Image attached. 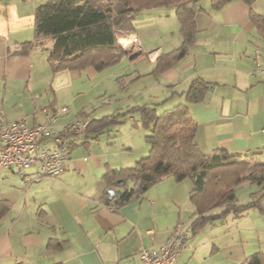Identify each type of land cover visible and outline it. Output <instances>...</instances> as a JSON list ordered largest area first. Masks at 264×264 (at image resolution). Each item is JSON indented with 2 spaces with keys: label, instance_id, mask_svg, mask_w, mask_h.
I'll use <instances>...</instances> for the list:
<instances>
[{
  "label": "crops",
  "instance_id": "1",
  "mask_svg": "<svg viewBox=\"0 0 264 264\" xmlns=\"http://www.w3.org/2000/svg\"><path fill=\"white\" fill-rule=\"evenodd\" d=\"M25 1L0 0V121L33 126L67 108L54 123L57 128L85 117L124 114L121 124L129 118L137 132L121 145L113 126L80 133L72 138L65 170L54 178L26 184L13 168H2L0 200L9 210L0 216V264H140L143 248L158 247L178 226H190V179L166 177L142 197L116 206L109 192L120 185L112 189L104 175L150 152L147 134L137 125L140 114L129 110L188 104L186 94L196 79L208 86L202 101L188 105L202 153L225 150L264 163V78L256 73L264 70V21L255 18L264 17V0H236L220 10L203 1L194 42L161 71H156L160 55L182 45L180 23L171 9L144 10L130 29L115 30L123 57L101 72L91 67L55 72L43 49L52 47L53 39L36 37V7ZM27 42L43 47L23 51ZM108 94L109 102L97 112L101 116L87 115L89 105ZM133 147L140 152L124 153ZM38 170L36 165L28 173ZM262 221L259 211L250 210L190 232L175 264H242L262 248Z\"/></svg>",
  "mask_w": 264,
  "mask_h": 264
},
{
  "label": "trees",
  "instance_id": "2",
  "mask_svg": "<svg viewBox=\"0 0 264 264\" xmlns=\"http://www.w3.org/2000/svg\"><path fill=\"white\" fill-rule=\"evenodd\" d=\"M201 1L47 0L35 10L34 30L36 37L53 39L52 47L43 49H46L55 72L82 71L89 67L101 72L118 64L123 57L115 30L130 29L135 17L144 10L171 9L180 23L182 45L169 54L160 55L156 71H161L182 58L194 42L196 15L204 11ZM233 1L236 0H211V7L220 10ZM241 1L251 4L254 0ZM255 18L258 23L264 21V17ZM42 45L27 42L23 51ZM207 88L206 82L194 80L186 94L188 104H178L162 113H158L157 105L147 104L129 110L139 112V122L148 130L146 138L150 152L135 166L104 175L112 189L121 181L111 198L116 206L142 197L162 179L173 177L177 182L190 179L193 183L190 193L194 207L191 234L210 223L222 222L229 215L239 217L250 210H257L264 217V163L225 150L205 155L195 140L197 124L189 115L188 105L202 101ZM122 116L124 114H111L100 120H90L87 130L95 127L101 131L119 125L123 123ZM244 183L257 188L251 193L249 202L242 204L236 189ZM8 210L9 205L0 200V216ZM242 264H264V253L256 252Z\"/></svg>",
  "mask_w": 264,
  "mask_h": 264
},
{
  "label": "built area",
  "instance_id": "3",
  "mask_svg": "<svg viewBox=\"0 0 264 264\" xmlns=\"http://www.w3.org/2000/svg\"><path fill=\"white\" fill-rule=\"evenodd\" d=\"M134 42L138 43L136 38ZM256 73L264 78L263 69L259 68ZM66 110L63 108L50 115L47 122L33 126L0 121V170L13 168L26 184L43 177L59 176L65 170L75 144L72 138L85 132L90 123V118L85 117L57 128L54 123ZM36 165L39 170L34 175L29 174V169ZM190 231V226H178L165 243L143 248L138 253L140 264H175Z\"/></svg>",
  "mask_w": 264,
  "mask_h": 264
},
{
  "label": "rangeland",
  "instance_id": "4",
  "mask_svg": "<svg viewBox=\"0 0 264 264\" xmlns=\"http://www.w3.org/2000/svg\"><path fill=\"white\" fill-rule=\"evenodd\" d=\"M46 1L47 0H26L25 3L29 7L30 6H34V7L37 8L40 4L45 3ZM203 1L205 2L206 0H202L201 1L202 6H203ZM106 97L107 98L104 99V100L102 99V100H100V101H98L96 103H93L92 105H89L90 108H89V113L86 112L87 115H90L91 116L92 114H94V115L96 114V116H99V115L101 116V114H98L97 112L102 113V106H104L103 104L108 103L109 102L108 99H110L112 96H110V94H108ZM115 100L116 99L112 98V106L115 103ZM108 105L109 104H106L105 106H108ZM126 109L127 108H124L122 111H125ZM163 109L164 108L162 106L158 107V113H162ZM110 110L113 113H115V111H116L115 108H113V107H110ZM131 112H133V111H131ZM131 115H133V117H135V116H137V113H134V114H131ZM127 120H128L127 121L128 123L125 122L124 124H120V125H117V126L114 125L113 126L114 127V130L116 131V141H117V144L118 145H121L122 140L124 142H128V141L130 142L133 139L134 134L137 132L136 131L137 128H135L136 126H134V124L131 121H129V118ZM139 123L137 125H139V127L143 130V133H145V135H146L148 133V130H146L143 127V125L142 124H139ZM133 141H135V140H133ZM126 152H128L129 155L133 156V155L138 154L140 152V148L133 147L132 150L125 151L124 153H126ZM124 156L128 157L129 159L131 158L130 156H127V155H124ZM137 161H134L133 164L131 166H128V167L135 166V164H136ZM256 188H257L256 186H252V185L239 186L236 189V195H237V198H238L239 202L242 203V204H245V203L249 202L250 195H251L252 192H254L256 190ZM260 224H261V222H260ZM261 228L263 230V233H262V238L263 239L261 241L262 248H261L260 252L264 253V221H262V227ZM258 252H259V250H258Z\"/></svg>",
  "mask_w": 264,
  "mask_h": 264
},
{
  "label": "water",
  "instance_id": "5",
  "mask_svg": "<svg viewBox=\"0 0 264 264\" xmlns=\"http://www.w3.org/2000/svg\"><path fill=\"white\" fill-rule=\"evenodd\" d=\"M121 184V181H118L117 182V185H120ZM109 194H110V199L114 196V190H111L110 192H109Z\"/></svg>",
  "mask_w": 264,
  "mask_h": 264
}]
</instances>
